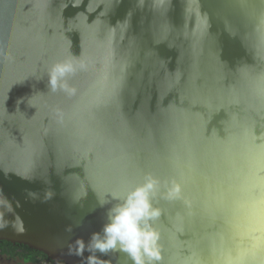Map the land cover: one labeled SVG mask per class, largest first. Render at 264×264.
Returning <instances> with one entry per match:
<instances>
[{"label": "water", "instance_id": "95a60500", "mask_svg": "<svg viewBox=\"0 0 264 264\" xmlns=\"http://www.w3.org/2000/svg\"><path fill=\"white\" fill-rule=\"evenodd\" d=\"M147 173L183 186L159 264H264V0H0V240L87 264L98 200Z\"/></svg>", "mask_w": 264, "mask_h": 264}, {"label": "clouds", "instance_id": "9594fccd", "mask_svg": "<svg viewBox=\"0 0 264 264\" xmlns=\"http://www.w3.org/2000/svg\"><path fill=\"white\" fill-rule=\"evenodd\" d=\"M85 69L86 65L74 57L58 60L47 69L46 88L51 93L63 92L73 96L77 89L70 85L68 77ZM162 183L167 199L183 197V186L179 180L162 182L159 177L147 173L142 183L124 195L112 194L111 201L98 200L101 207L110 205L106 211V222L100 231L91 234L87 243L83 239L77 241L79 251L76 254L82 255L84 251L92 254L87 264H98L96 253L104 255L114 251L125 253L132 264H159L160 233L152 222L161 215V209L153 204V200L161 193Z\"/></svg>", "mask_w": 264, "mask_h": 264}, {"label": "flooded vegetation", "instance_id": "af4514ba", "mask_svg": "<svg viewBox=\"0 0 264 264\" xmlns=\"http://www.w3.org/2000/svg\"><path fill=\"white\" fill-rule=\"evenodd\" d=\"M34 257V260L33 258ZM0 264H54L47 258L33 254L22 244H14L0 240Z\"/></svg>", "mask_w": 264, "mask_h": 264}, {"label": "trees", "instance_id": "16d2710c", "mask_svg": "<svg viewBox=\"0 0 264 264\" xmlns=\"http://www.w3.org/2000/svg\"><path fill=\"white\" fill-rule=\"evenodd\" d=\"M6 243V241H4ZM26 247V246H24ZM27 249H29L28 247H26ZM33 251V254L34 255H37L38 257H42V258H46L45 255L41 252H38V251H35V250H32ZM33 260H34V257H32ZM51 263H53L52 261H50ZM59 264H65L64 262H60Z\"/></svg>", "mask_w": 264, "mask_h": 264}]
</instances>
